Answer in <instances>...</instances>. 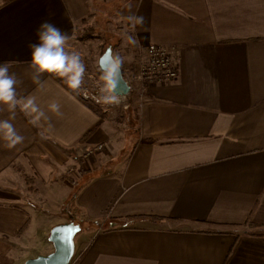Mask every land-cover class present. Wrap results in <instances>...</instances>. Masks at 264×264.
Listing matches in <instances>:
<instances>
[{"label":"crops","instance_id":"obj_1","mask_svg":"<svg viewBox=\"0 0 264 264\" xmlns=\"http://www.w3.org/2000/svg\"><path fill=\"white\" fill-rule=\"evenodd\" d=\"M44 22L68 42L99 27L133 69L127 81L144 48L162 45L177 77L100 115L54 74L32 79ZM5 62L18 99L44 116L0 104L24 137L9 146L0 131V264L36 256L35 241L77 212L91 227L77 264H264V236L243 233L264 224V0H0ZM123 113L137 131L116 149Z\"/></svg>","mask_w":264,"mask_h":264},{"label":"clouds","instance_id":"obj_2","mask_svg":"<svg viewBox=\"0 0 264 264\" xmlns=\"http://www.w3.org/2000/svg\"><path fill=\"white\" fill-rule=\"evenodd\" d=\"M138 23H143V17L135 18ZM38 43L31 44L30 67L33 69L32 79L39 82L45 73L56 74L64 77L65 82L74 90L80 89L84 74L86 72L85 64L77 52L67 50L66 45L69 35L62 32L59 28L49 22L42 23L38 30ZM122 59L118 55H113L111 63L102 68L101 79L106 83L101 88L103 93L100 99L106 104L118 105L120 98L111 92L115 77L121 71ZM19 83L16 75L10 73L8 64H0V104L6 105L8 110L15 115L17 106L23 103L24 108H30L38 117L44 116V113L38 108L34 98L18 99L16 86ZM53 111H59V105L53 103L50 105ZM0 131L4 133V139L9 146H15L22 143L24 137L19 135L8 119L0 120Z\"/></svg>","mask_w":264,"mask_h":264},{"label":"rangeland","instance_id":"obj_3","mask_svg":"<svg viewBox=\"0 0 264 264\" xmlns=\"http://www.w3.org/2000/svg\"><path fill=\"white\" fill-rule=\"evenodd\" d=\"M114 24L116 25L117 28H119L118 30H120V27H121L120 25L121 24L119 22H116ZM85 26H88V25L85 24ZM99 29H100L99 27H96L95 28V33H97V31ZM107 29H109V28H107ZM82 31L85 32L86 31L85 28L81 29V33H82ZM80 36H81V34H80ZM110 43H111V40H110ZM117 46H118V44H117ZM73 47H74V49L71 51L70 48H73ZM66 48H67V50H69L71 52L79 53L81 58H82V60H83V62H84V64H85L86 72L84 74V80H83V82L85 84L82 83V86H81L82 90L80 92H82V93L86 92L87 93L88 91H91V92L99 91L101 93V88L104 87L106 82L101 79V76H102L101 68L97 67V64L99 66V63H97V56H98V54H97L98 53L97 52V50H98L97 45L94 44V45L90 46L89 43H84L81 40L75 39V40H72L70 42H67ZM117 50H119V48H117ZM141 93H143V91H140L139 88H138L137 91L131 92L130 95H128L126 98H121L120 99L121 102L118 104V107H121V105L123 103H127V102L130 103L131 105H133V103H134L133 96L134 97L138 96V98H141V96L143 95V94L141 95ZM131 105H130V107H131ZM130 107H129V109H130ZM98 108L102 111V109L100 108L99 105H98ZM129 109H123V112H124V110H129ZM131 111H132V108H131ZM116 123L117 124L114 123L113 126H114V130H117L115 134L118 135L119 137H118V139H116L115 145H116V149H120L121 148V144H124V141L127 140L126 134L129 135L128 139L130 141H132V139H133L132 134H134L133 132H136L137 130L135 129V125L131 126V124H130V126L128 127V125H127L128 119H126V116H125L124 113L121 116V121L116 122ZM126 151H127V149H126ZM33 185H34L33 188L37 186L35 184H33ZM35 191L38 192V193H37V195H33L34 199H36L38 197L39 198L42 197V195L40 194V191H42V189L40 188L39 185L35 189ZM44 206H46V204ZM48 211L51 214H53V215L56 213V211H53V210H48ZM69 211H71V210H69ZM72 212H70V214H72ZM60 215H62L63 219H67V216L65 218V217H63V213L60 214V212H58V213L55 214L56 220H58L57 218L60 217ZM69 218L70 219H68L66 221L73 220L76 223L81 225V230L75 235V238H74L76 250L78 251L80 249V247L82 246V244L87 241L86 239L89 238V235H90L89 231L91 230V227L87 226V221L84 219V216H82V214L80 215V213H78V212L75 215L70 216ZM66 221H64V222H66ZM239 229H241V228H239ZM239 229L235 228L234 230L238 231ZM31 233H33V232H31ZM47 239H48V236H47ZM46 246L41 248L40 242L39 241H35V246L34 247H40L38 249L39 250L38 252H36L37 250L34 252L36 254V256L39 255V254H47V253H49V252H51L53 250V245H52V243H49V240L47 241ZM76 250H75V254H74L75 256H76Z\"/></svg>","mask_w":264,"mask_h":264},{"label":"built area","instance_id":"obj_4","mask_svg":"<svg viewBox=\"0 0 264 264\" xmlns=\"http://www.w3.org/2000/svg\"><path fill=\"white\" fill-rule=\"evenodd\" d=\"M139 56V70L131 80H128L130 85L129 93L125 95H118L111 90V92L117 95L120 99L126 98L131 92L137 91L138 88L140 91H143L145 85L169 82L177 77V68L174 58L166 47L151 43L144 48ZM81 90L82 89L80 87L78 92L81 97L86 100H92L95 104L100 106L102 112L105 114L111 115L117 110L129 109L130 107V103L128 102L123 103L121 107H118L116 104H106L100 99L103 93H100L99 91H88L87 93H82L80 92ZM142 94L143 93H141V95ZM99 147H101V145ZM78 257V254H76V256L73 255L68 264H77Z\"/></svg>","mask_w":264,"mask_h":264},{"label":"water","instance_id":"obj_5","mask_svg":"<svg viewBox=\"0 0 264 264\" xmlns=\"http://www.w3.org/2000/svg\"><path fill=\"white\" fill-rule=\"evenodd\" d=\"M113 50L109 46L99 58V67L106 68L111 63ZM111 90L118 95L128 94L130 85L124 77L122 68L115 77ZM81 230V225L74 221H66L54 225L48 235V240L53 245V250L47 254H39L27 258L22 264H68L75 254V235ZM71 237V246L68 237Z\"/></svg>","mask_w":264,"mask_h":264},{"label":"trees","instance_id":"obj_6","mask_svg":"<svg viewBox=\"0 0 264 264\" xmlns=\"http://www.w3.org/2000/svg\"><path fill=\"white\" fill-rule=\"evenodd\" d=\"M86 31H82V33H84V35L81 33L80 38H78V40H81L84 43H89V45H97V63L99 61L100 56L104 53V51L107 49V47H111L112 50L114 51L115 49V43H113L111 41L110 43V39L106 36V34H104L103 32H99L97 31V33H95V27H85ZM90 38V39H89ZM97 67L98 64H97ZM122 71L124 74V77L127 79L128 74L127 73H134L133 69H128V66H125L122 63ZM133 68V66H132ZM100 69V68H99ZM54 76L61 81L62 83H64L76 96H78L83 102H85L89 107L93 108L96 112H98L100 115L102 113V111L98 108V105L95 104L93 101L91 100H86L83 99L80 95V93L78 92V90H74L72 88L69 87V85L65 82V78L58 76L56 74H54ZM130 76V75H129ZM64 80V81H63ZM84 83V82H83ZM85 84V83H84ZM131 111V110H130ZM89 134V133H88ZM230 227H232L233 229L235 228H240V226H236V225H229ZM246 229L243 230V233L245 234H251V235H258V236H264V224H260V223H256V222H247L246 223ZM207 232H212L213 230H204Z\"/></svg>","mask_w":264,"mask_h":264},{"label":"snow or ice","instance_id":"obj_7","mask_svg":"<svg viewBox=\"0 0 264 264\" xmlns=\"http://www.w3.org/2000/svg\"><path fill=\"white\" fill-rule=\"evenodd\" d=\"M67 239H68L69 246H71V237L69 236Z\"/></svg>","mask_w":264,"mask_h":264}]
</instances>
